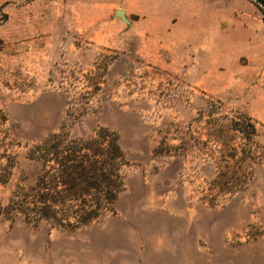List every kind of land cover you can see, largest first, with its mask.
I'll use <instances>...</instances> for the list:
<instances>
[{
  "label": "rangeland",
  "instance_id": "1",
  "mask_svg": "<svg viewBox=\"0 0 264 264\" xmlns=\"http://www.w3.org/2000/svg\"><path fill=\"white\" fill-rule=\"evenodd\" d=\"M211 103L257 129L231 193L212 184V143L176 147L206 139ZM61 125L116 135L128 163L114 212L60 228L2 210L0 264H264L261 3L0 0L1 208L41 169L28 149Z\"/></svg>",
  "mask_w": 264,
  "mask_h": 264
},
{
  "label": "trees",
  "instance_id": "2",
  "mask_svg": "<svg viewBox=\"0 0 264 264\" xmlns=\"http://www.w3.org/2000/svg\"><path fill=\"white\" fill-rule=\"evenodd\" d=\"M256 1L264 7V0ZM205 113L206 139L191 138L192 144L181 140L176 147L184 149L189 144L200 152L212 143V184L231 193L250 178L245 162L254 156L250 143L257 129L249 115L237 112L229 117L212 103ZM237 135L244 143L234 144ZM27 158L37 160L41 169L32 185H18L7 204L0 206L7 218L19 214L32 224L45 220L53 227L80 228L114 212L113 203L123 186V167L128 162L113 132L99 129L86 139H74L61 125L32 145ZM260 159L264 160V154ZM4 170L9 172L7 167ZM2 181L5 178H0Z\"/></svg>",
  "mask_w": 264,
  "mask_h": 264
},
{
  "label": "water",
  "instance_id": "3",
  "mask_svg": "<svg viewBox=\"0 0 264 264\" xmlns=\"http://www.w3.org/2000/svg\"><path fill=\"white\" fill-rule=\"evenodd\" d=\"M116 16H119L123 21H127L125 16H124V12L122 9H117L115 12Z\"/></svg>",
  "mask_w": 264,
  "mask_h": 264
}]
</instances>
